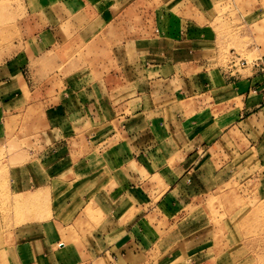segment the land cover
I'll return each mask as SVG.
<instances>
[{"label": "crops", "instance_id": "1", "mask_svg": "<svg viewBox=\"0 0 264 264\" xmlns=\"http://www.w3.org/2000/svg\"><path fill=\"white\" fill-rule=\"evenodd\" d=\"M222 1L26 0L0 64V264H242L200 207L264 173V51L222 63Z\"/></svg>", "mask_w": 264, "mask_h": 264}, {"label": "rangeland", "instance_id": "2", "mask_svg": "<svg viewBox=\"0 0 264 264\" xmlns=\"http://www.w3.org/2000/svg\"><path fill=\"white\" fill-rule=\"evenodd\" d=\"M25 4L26 0H0V64L19 57L20 51L24 50L31 30L28 28L31 16L27 14ZM216 13L213 26L222 63L226 65L236 55L253 62L259 52L264 51V0H223L217 5ZM69 50L72 49L61 50V53L71 58ZM73 64L72 59L65 62L68 68H72ZM28 132L25 126L24 131L17 134L18 148L27 145ZM20 137L23 139L20 140ZM262 180L264 173L259 170L253 174L243 171L241 183L226 184L225 188L210 194L205 199L206 205L200 207L209 213V217L212 216L210 226L225 228L227 239L237 244L230 252L224 253L226 261L231 262L233 256L242 264H264V199H259L256 187ZM219 251L222 252V249L219 248Z\"/></svg>", "mask_w": 264, "mask_h": 264}, {"label": "built area", "instance_id": "3", "mask_svg": "<svg viewBox=\"0 0 264 264\" xmlns=\"http://www.w3.org/2000/svg\"><path fill=\"white\" fill-rule=\"evenodd\" d=\"M250 62L243 58L241 55L233 56L229 62V69H239L248 67ZM263 99H264V89L262 90Z\"/></svg>", "mask_w": 264, "mask_h": 264}]
</instances>
